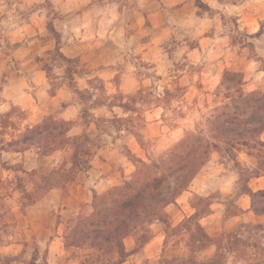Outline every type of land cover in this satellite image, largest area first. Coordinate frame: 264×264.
<instances>
[{"label": "rangeland", "instance_id": "374dc122", "mask_svg": "<svg viewBox=\"0 0 264 264\" xmlns=\"http://www.w3.org/2000/svg\"><path fill=\"white\" fill-rule=\"evenodd\" d=\"M79 1L0 0V61L8 55V63L19 69L15 55L32 50L33 61L42 62L52 80L49 92L58 90L63 98L42 102L48 114L39 124L46 131L38 141L27 112L15 104L0 107V264H264V217L247 214L250 202L241 198L248 184L264 186V178L255 179L264 176V133L262 143L237 147L230 155L212 151L187 191L167 207L169 225L148 227L151 238L143 247L137 248L142 231L125 238L132 255L124 263L89 246H65V237L91 214L94 194L120 185L124 172L127 177L135 172L130 153L150 163L186 131L198 126L207 132L213 109L225 103L215 94L226 71L243 73L245 91H264V27L258 38L248 31L256 33L264 23V0L245 8L249 15L243 21L242 12L230 14L218 4L210 8L193 0L183 11L175 4L157 27L150 17L165 7L164 0ZM65 9L70 13H62ZM104 15L137 44L152 42L151 59L143 46L133 50L131 43L109 41L94 49L108 48L116 57V65L106 71L91 70L80 57L64 61L66 45L74 44L77 38H71L79 33L70 26L100 24ZM204 36L212 41L192 58L190 50ZM6 81L2 78L0 87ZM23 85L15 83V88ZM123 85L139 91L126 94ZM69 106L72 114L66 117L73 122L62 118ZM51 132L54 137L44 138ZM99 153L111 161L103 175L110 184L79 193L82 204L65 215L64 197L73 192L69 181L82 178ZM195 213L199 218L188 219ZM204 232L212 236L205 248Z\"/></svg>", "mask_w": 264, "mask_h": 264}, {"label": "trees", "instance_id": "16d2710c", "mask_svg": "<svg viewBox=\"0 0 264 264\" xmlns=\"http://www.w3.org/2000/svg\"><path fill=\"white\" fill-rule=\"evenodd\" d=\"M197 4L203 6L204 3L197 0ZM263 25L261 23L260 29L250 37H260ZM248 46L253 47L251 43ZM57 49L60 51L58 44ZM61 57L67 63L73 62L64 55ZM70 76L72 79V74ZM244 85L243 73H224L215 95L223 96L225 103L213 109L207 120V132L198 126L186 131L168 153L150 163L130 153L135 172L130 177L123 174L120 185L110 187L101 195L94 194L91 214L78 221L65 237V246H89L103 255H115V262L124 263L132 255L125 249V238L140 230L142 236L137 239V248L143 247L151 238L148 227L161 222L168 226L167 207L176 204L187 191L208 163L212 151L230 155L237 147L262 143L264 91L247 92ZM44 129L42 125L34 127L37 139L33 137L32 140L43 139ZM50 137H54L52 132L44 138ZM136 140L144 149L143 141ZM245 193L251 199V211L264 216V190L253 192L247 189ZM197 217L195 213L188 219ZM198 226L201 227L200 220ZM203 234L200 240L205 242L203 248L212 245V238L206 232Z\"/></svg>", "mask_w": 264, "mask_h": 264}, {"label": "crops", "instance_id": "0c3cea01", "mask_svg": "<svg viewBox=\"0 0 264 264\" xmlns=\"http://www.w3.org/2000/svg\"><path fill=\"white\" fill-rule=\"evenodd\" d=\"M85 1L86 0H81L79 2L84 3ZM91 1L92 0H90V2ZM252 1L253 0H203V3L207 4L210 8H217L216 4H218L225 8L230 14H237V11H240L243 13V18L240 19V21H243L246 19V15H249L245 8H249V5H251ZM262 1L263 0H259V2ZM164 4L165 7H162L161 10H156L150 17L153 27L158 26V20L162 18L164 13L167 14L169 12L168 8H171L175 4H182L183 6H181V10L183 11L187 7H191L193 5V0H164ZM62 13L69 14L70 11L69 9H65V11H62ZM105 15L102 17L100 24H90L88 22L83 24L81 22L77 26H70L71 30H78L79 33H75L71 38L73 40L77 38V41H74V44L70 43L69 45H66L65 56L67 58L73 60L74 58L80 57V61L85 63L87 67H90L91 70L100 69L101 72L106 71L104 68H109L112 65H116V57L110 54V50L108 48H102V50L96 51H94V49L95 47H100L99 49H101L102 46H106V43L112 41L115 45L127 44V42L131 43L133 44V50H135L138 45L139 47L143 46V50H147V52L144 53L145 56H147L149 60L151 59V50L154 48L152 47V42H147L146 44H137V41H139L137 38L133 37V39H129L121 31L119 26H110L107 23L108 21H106ZM68 17L71 19V14ZM248 31L251 32V34H254V30L248 29ZM211 41V38L204 36L203 39L199 41V45L190 50L189 56L195 58L197 56L196 54L201 53V48H205V46ZM73 46H75V48H73ZM79 48H81V50H79ZM33 55L34 53H32V50L30 49L18 52L15 55V58L19 61L21 66L19 69H16L12 64L8 63V60L10 59L8 55H3L4 59H1L0 61V81L2 78L8 80L4 84H1L0 87V107H8L10 104L18 105L23 111L27 112L28 119L26 121L27 124H29L30 129L39 125L40 122L44 120V117L48 114L46 112L47 109L45 110V103L42 102H63L60 91L57 90L53 93L49 92L52 87V80L48 76L47 71L43 68L42 62L38 63L33 61ZM132 75L133 77H136L137 74ZM123 76L124 78L131 77V75H128V73H124ZM127 80L124 79V83H126V85L128 84ZM21 81L24 83L23 87L16 89L15 83ZM135 81H137L136 78ZM126 85H123L124 92L126 94H134L139 91V89L136 87L130 88ZM72 107L73 106H69L63 113L62 118L66 122H73L71 120H74L73 117H66L68 116V112L72 114ZM110 169V159L105 154L99 153L96 156L95 161L91 163V166L84 173L82 178L75 181H69V188L73 192L70 196L64 197L62 212L65 215H68L70 213L69 207L74 208L82 204L83 199L78 195L79 193H85L87 195L88 192L92 193V190H100L102 187H106V184L104 183L109 185L111 181L105 179L103 175L107 174ZM124 174L126 175L125 172ZM263 178L264 176H257L255 179L262 180ZM247 189L257 192L259 190H264V186L253 187L252 184H248ZM241 198H246L250 202V206L245 209L247 214H252V216L255 218L264 217L257 216L251 211V199L249 195L244 193L241 195ZM85 202H89L88 196ZM209 236L212 238L210 234ZM60 239L62 238H57V240Z\"/></svg>", "mask_w": 264, "mask_h": 264}]
</instances>
